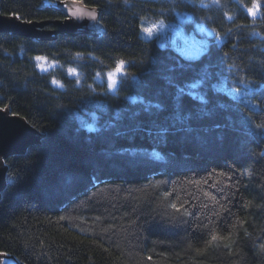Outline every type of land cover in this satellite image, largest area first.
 <instances>
[{"label": "trees", "instance_id": "obj_1", "mask_svg": "<svg viewBox=\"0 0 264 264\" xmlns=\"http://www.w3.org/2000/svg\"><path fill=\"white\" fill-rule=\"evenodd\" d=\"M241 2L252 4L100 0L106 9L103 30L75 36L53 33L45 40L0 34V108L8 105L41 137L24 155L7 158L0 254L10 256L13 264H264L259 248L264 243V138L251 134L255 124L264 123V7L252 17ZM59 5V0L0 2L4 15L13 17L18 11L25 20L46 22L44 29L52 32L58 30L56 22L66 20ZM178 13L192 19L184 32H193L195 24L215 30L198 58L183 56L177 45L138 30L137 17L147 24L164 19V24L174 25ZM228 29L232 32L226 36ZM77 52L83 53L81 59L75 58ZM36 55L59 63L41 71L35 67ZM115 59L130 61L126 70L131 75L127 88L108 91L105 76ZM177 61L191 68L171 73L176 81L172 87L162 76ZM68 67L78 75L69 77ZM205 68L211 77L201 82ZM241 77L253 81L250 95L235 94L237 87L247 91L238 82ZM53 79L63 87L53 85ZM146 81H154L155 87L144 88ZM149 103L161 108L145 113ZM180 103L185 112L206 107L209 115L193 122L196 131L187 139L172 132L164 142L157 133L169 127ZM117 113L122 117L118 126L132 120L153 129L152 135L140 130L130 141L112 132L89 131ZM217 123H232L235 130L224 129L219 139L212 130ZM117 149L137 154L117 155ZM229 168L231 182L219 175ZM69 175L78 179L66 183ZM226 182L233 185L228 191L238 187L239 194L227 204L231 214L213 219L215 231L231 233V238L208 244L213 225L204 218L222 210L204 192L226 203L218 191ZM166 190L173 194L164 199ZM173 201L184 203L195 216L175 213L169 207ZM196 216L208 229L194 228Z\"/></svg>", "mask_w": 264, "mask_h": 264}, {"label": "snow or ice", "instance_id": "obj_2", "mask_svg": "<svg viewBox=\"0 0 264 264\" xmlns=\"http://www.w3.org/2000/svg\"><path fill=\"white\" fill-rule=\"evenodd\" d=\"M60 4L64 5L65 8L68 9V12H65V19H69L73 22H82L85 18H87L91 23L88 25V27L93 28V29H98V30H103V26L101 25V17L103 15V12L106 11L105 6L100 3V0H95L93 4H85L84 0H59ZM112 0H108V3H111ZM216 3H219V0H215ZM125 3H127V0H125ZM240 7L243 8L246 13L252 17H255L257 13L260 12L261 8L264 7V4L261 3V0H252V4L250 7L245 6L242 2L240 4ZM161 13H163L164 9L160 10ZM11 15L16 19V20H21L24 23L32 24V23H40L39 21H33L32 19H27L25 20L23 15L16 11L12 12ZM228 19H232L231 16L227 17ZM48 19H51L49 17ZM137 20L139 21L138 25V30L147 36H152L158 29L162 28L164 26V19H157L154 23L147 24L145 18L143 17H137ZM54 30V29H53ZM203 30V29H201ZM215 30H213L214 32ZM232 32V29H228V32L225 34L226 36ZM213 33L210 32L209 35H212ZM217 35H219L217 33ZM204 47L207 48V44H204ZM89 57H91V53L88 54ZM83 57V53L77 52L75 58L76 59H81ZM93 59H98V58H93ZM34 60L38 63L35 64V67L40 68L41 71H46L44 64L39 63L41 61L47 62L48 57L43 56V55H36L34 57ZM57 60L52 61V66L55 67L58 65ZM131 64L130 61H127L125 59H115L114 60V68L110 71H107L106 73V83H107V90L108 91H114L117 89V87H120L121 89H125L128 87V80L127 77L131 75L130 73L127 72V67ZM191 68V65L183 64L180 63L179 61L176 62L175 65H171L167 67V73L169 75L162 76V78L166 81V84L172 87L176 86V81L171 73L179 72L183 74L184 72L189 71ZM67 74L69 77H73L78 75L77 69L74 67H68L67 68ZM211 73L208 68H205L200 76L201 82L207 79H210ZM95 78L97 80H101V73L96 72ZM103 82V81H102ZM239 84H243L246 86L247 91L243 92L239 87L235 89V94L237 95H250L252 92V88L250 85L253 83V81H245L243 77L239 79ZM76 83L79 84L80 80L77 79ZM53 85H57L59 87H63L62 84L56 79L52 80ZM3 85L0 84V87ZM143 87L144 88H152L155 87V82L154 81H146L143 82ZM192 88H195L196 85H191ZM178 92L183 95L185 92V89L183 87H180L178 89ZM193 95H196L193 93ZM131 98V97H130ZM152 108H161L160 104H146L144 107V112L145 113H150V110ZM11 109L8 105H5L4 108H0V112H10ZM174 114H175V119L170 123L169 127L161 128L159 132L157 133L160 137L161 140L166 142L167 141V136L168 134L172 132H177V133H184L185 138L187 139L189 136H191L196 129L193 127V122L194 121H199L204 119L206 116L209 115V111L206 107H201L198 112H185L183 104L180 103L178 106L174 108ZM13 116H16V112L11 113ZM226 119H228L226 117ZM119 121H122V117L119 113H117L111 120L107 122L106 125H102L100 128H89L90 132L94 133H107V132H112V135L114 137H120L124 138L127 137L130 141L135 138V135L138 131L143 130L145 131L148 135H152L153 129L151 128H143L142 124H137L132 120H129L127 123L122 124V126H118ZM179 125V127L177 126ZM35 127V125H33ZM254 131L251 133L252 135H259L262 138H264V123H257L254 126ZM224 129H234V125L232 123L228 124H214L212 126V130L217 131L219 133L218 138L223 139V130ZM42 132L41 129H38ZM43 134V133H42ZM127 153L129 156L135 157L137 154L134 149H117L116 154L117 155H124ZM9 167V161L6 158V155L0 151V169L7 170ZM25 168L28 167L27 164L24 165ZM227 167V165H226ZM232 170L229 168L227 172L222 171L219 173L221 176H225L227 178V181L231 182L233 179V176L231 174ZM11 172H9V176H11ZM17 177L19 178V174L17 173ZM78 178L72 175H69L65 178L66 183H73L77 180ZM197 183H199L197 181ZM204 183H207L205 180ZM238 183V182H237ZM160 182H157V186H159ZM215 187V185H213ZM233 187L231 183H225L223 188H219L218 191L221 194V198L223 201L226 203H221V200L217 198L216 195L210 193V192H204V196L211 200L215 201V206H218L219 209L222 211H213L208 214L207 217L204 219L209 222V224L213 225V230L210 231V239L207 241L208 244H212L213 242L216 241H229L231 238V233L225 236H221L217 231H215L216 227V220L213 219L215 218H221L222 213H229L230 208L227 206L228 203H231V200L233 197L239 194V188L237 187L235 191H228ZM174 191V190H173ZM173 192L170 191H165L163 193L164 199H167L169 196H171ZM250 203V202H249ZM169 207L174 210L175 213H179L182 216H195L194 213H191L187 211L185 208L184 203H179L173 201L169 204ZM201 207L207 209L209 207L208 204H202ZM183 209V211H182ZM63 219V217H61ZM196 223L194 224L195 229H208L209 224L204 223L200 217L196 216ZM187 223V221H185ZM243 223V221H241ZM225 248H229L230 244L225 243L224 244ZM259 248L262 252H264V243H261L259 245ZM199 251V250H198ZM148 260H152V257L149 256L147 257Z\"/></svg>", "mask_w": 264, "mask_h": 264}, {"label": "water", "instance_id": "obj_3", "mask_svg": "<svg viewBox=\"0 0 264 264\" xmlns=\"http://www.w3.org/2000/svg\"><path fill=\"white\" fill-rule=\"evenodd\" d=\"M59 7L64 14L68 12V9L64 5L60 4ZM90 23L87 18L82 22H73L66 19L64 22H56L55 25L58 27V30L52 32L44 29L48 25L46 22L24 23L21 20H16L14 17L4 15L0 7V34H13L45 40L53 33L75 36L98 30L88 27ZM40 138V135L32 130L24 118L18 115L13 116L11 112H0V151L6 155V158L24 155L32 145L40 142ZM6 174L7 170L0 169V201L2 200V193L6 188Z\"/></svg>", "mask_w": 264, "mask_h": 264}, {"label": "rangeland", "instance_id": "obj_4", "mask_svg": "<svg viewBox=\"0 0 264 264\" xmlns=\"http://www.w3.org/2000/svg\"><path fill=\"white\" fill-rule=\"evenodd\" d=\"M176 17L177 24H164V26L158 29V31H156L152 36H157L158 38L165 40L170 45H177L180 47L177 51L183 56L188 58H198L205 49L204 44L208 41L207 39L213 35H209V33L212 31L204 25L195 24L193 32H184V25H186L188 22L192 23L191 17L189 15L180 13H178ZM206 44L208 45V42ZM42 64H44L46 69L48 67L51 68L52 66V64H49V62L43 61ZM0 256V264L14 263L10 256L4 254H0Z\"/></svg>", "mask_w": 264, "mask_h": 264}]
</instances>
